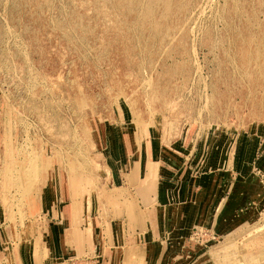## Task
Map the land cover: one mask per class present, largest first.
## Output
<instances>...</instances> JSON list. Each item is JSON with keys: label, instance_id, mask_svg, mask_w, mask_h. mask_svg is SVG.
<instances>
[{"label": "rangeland", "instance_id": "rangeland-1", "mask_svg": "<svg viewBox=\"0 0 264 264\" xmlns=\"http://www.w3.org/2000/svg\"><path fill=\"white\" fill-rule=\"evenodd\" d=\"M154 150L209 177L186 209L130 199ZM49 196L98 214L100 253L46 255ZM0 264H264V0H0Z\"/></svg>", "mask_w": 264, "mask_h": 264}, {"label": "crops", "instance_id": "crops-1", "mask_svg": "<svg viewBox=\"0 0 264 264\" xmlns=\"http://www.w3.org/2000/svg\"><path fill=\"white\" fill-rule=\"evenodd\" d=\"M135 160H139L138 165L140 167L139 173H137L138 179L135 181L136 184H134V181L132 183L130 179L132 165ZM150 161L155 163L157 179H155V176L149 175L150 172L149 168L147 169V166L150 164ZM159 165L160 157L157 156L156 150L153 152L149 151L146 154L140 153L134 158V160H132L129 170H127L124 175L120 176L124 187L130 192V199L135 201L136 204L144 210V212H146L145 210H149L148 212L150 214L155 215V213H160L162 208L163 210H169V208L172 207H174V209H186V206L189 204L188 202H191L192 200L194 192L193 187H207V181L209 179L208 176L206 178V182H204L201 173L195 178L187 177V179H179V181H176L172 180L174 171L170 170L168 166ZM133 172L134 170L132 171V174ZM137 174H133V177L137 178ZM141 174L142 177L140 178ZM43 192L45 191L43 190ZM47 192H50V186L49 189H47ZM142 194L145 196V199H148L144 200ZM120 199H123V197H120ZM44 200L45 205H47L46 211L50 213L49 216L44 217L46 223H44L45 229L43 230V235L45 238L44 243L46 245V255L53 259L69 260L75 258L76 256H78L76 258H79V256H91L101 252L99 250L103 246V243H106V239L104 240V235H102L103 229L100 228L99 225L101 221L99 220L96 212L91 213L88 210L82 211L79 201L76 204L73 201H71L70 204H63L62 211H58L57 207L59 200H57V198L54 199L52 196H49ZM193 204L194 203H192L190 207H192ZM122 205L123 203L119 205L120 209L122 208ZM39 206L41 207V205ZM138 206L135 207L136 212L140 210ZM156 207L158 208V211L156 210ZM190 207L187 210H190ZM201 207H204V204ZM124 210L126 211L125 208ZM123 214L124 215L121 221L123 222L124 228L122 233L133 232V235H137L140 232V228L145 226L146 217L143 221H141V215H139L133 219L131 218V221L128 217L127 211ZM243 215H246V212H244ZM119 216L120 215H118V217ZM251 223L245 222L244 227ZM75 227L80 228L81 233H77ZM122 233L120 231L118 234H121V236L124 237ZM107 239L108 242L113 244L120 241V237L114 235L112 231H110ZM48 244L51 247H47ZM257 250L259 249L256 248L248 251L246 255L256 259L254 254Z\"/></svg>", "mask_w": 264, "mask_h": 264}, {"label": "bare ground", "instance_id": "bare-ground-1", "mask_svg": "<svg viewBox=\"0 0 264 264\" xmlns=\"http://www.w3.org/2000/svg\"><path fill=\"white\" fill-rule=\"evenodd\" d=\"M256 223H257V221L256 222H254L253 224H250L249 226H247V227H244L241 231H243L242 233L245 235V237H247L248 236V234H246V232L248 231V230H250V228L251 227H254L255 225H256ZM259 228V227H258ZM252 231V230H251ZM250 231V232H251ZM242 238L240 237L238 240H241ZM232 246H234V244H233V241H231V247ZM226 248H229V246L228 247H226ZM239 258V259H238ZM236 262H243V259L241 258V257H236L235 258V263Z\"/></svg>", "mask_w": 264, "mask_h": 264}]
</instances>
